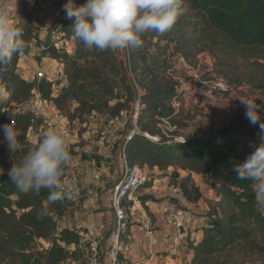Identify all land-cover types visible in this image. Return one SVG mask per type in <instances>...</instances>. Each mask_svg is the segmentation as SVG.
Listing matches in <instances>:
<instances>
[{
    "label": "trees",
    "instance_id": "obj_1",
    "mask_svg": "<svg viewBox=\"0 0 264 264\" xmlns=\"http://www.w3.org/2000/svg\"><path fill=\"white\" fill-rule=\"evenodd\" d=\"M75 2L77 6L85 3L84 0ZM184 2L194 11L193 18L199 32L209 38L213 45H220L234 54L239 53L245 59H264V0ZM74 24L75 18L66 20L62 26L66 25L68 32L77 40L74 55L61 52L50 39L45 43L47 51L42 54L69 61L66 71L68 83L55 84L48 76L36 81L24 78L17 72L19 55L26 54L30 48L35 29L31 26L20 30L27 47L14 54L9 63L0 66V92L5 86L8 93L0 101V125L14 122L12 125L20 132L19 140L24 150L12 156L0 131V173H3L0 174V264H43L30 252L31 245L37 239L50 242L49 256L53 251L58 252V257L51 263L48 261L49 256L46 261L56 264L64 258L60 242L75 244L83 238L79 230L58 228V218L69 205L65 199L49 204L47 190L42 189L39 195L24 194L10 181L7 173L12 163H17L29 148L39 143L45 130L40 127L41 120H34L31 114L13 115L6 108L12 103L28 100L34 90L52 102L67 120L80 123H85V114L94 111L109 109L105 116L114 118L127 108L126 103L121 102V97H106L109 88L107 79L101 65L96 63L106 59V56L102 55L103 51L87 50L75 36ZM90 79L97 82L91 84ZM125 86L132 92V84ZM147 90L145 97L152 102L150 110L163 115L153 102L169 99L173 91L150 93L151 90ZM113 98L120 101L111 106ZM75 102L78 106L72 110ZM256 103L261 105L258 111L261 120H264V105L258 101ZM141 130L134 137L133 144L129 145V152L127 148V158L131 164H137L140 157L149 155L150 159L145 158L141 165L157 166L162 170L175 167L172 180L178 183L183 196L192 203H198L203 198L200 185L195 182L192 173L207 175L212 186L218 187L219 199L214 210L209 205L201 239L198 242L189 239L187 242V246L194 251L191 264H244L245 260L257 258H261L258 264H264V213L255 202L252 182L237 179L233 171L235 164L243 162L264 140L259 122L251 124L245 118L244 109L234 121L217 133L205 138L188 137L179 142L163 139L161 142L151 141L144 135L148 129L143 127ZM31 131L37 134L36 142L30 139ZM67 168L68 163L64 166V174ZM179 170L189 173L181 176ZM149 198H144L143 202ZM44 207L49 211L38 219L37 214Z\"/></svg>",
    "mask_w": 264,
    "mask_h": 264
},
{
    "label": "rangeland",
    "instance_id": "obj_2",
    "mask_svg": "<svg viewBox=\"0 0 264 264\" xmlns=\"http://www.w3.org/2000/svg\"><path fill=\"white\" fill-rule=\"evenodd\" d=\"M14 3L13 0H0V11L7 4L9 15L12 17L13 13H15L13 8L16 7V5L14 7ZM184 7L186 8L185 13L178 19L170 32L164 35L151 31L147 32L141 37L143 40L142 47H128L115 52L106 50L103 51L102 55H105L107 60L103 58V61L96 62L101 65L107 79L109 88L106 97L111 95H113L112 97H121V102L126 103L125 108H127L124 110L127 112V124L125 129L128 130V134L126 136L124 135L125 133L122 132V134L123 137L125 136L124 143L128 142V152L129 145L133 144L134 137L142 131L143 127L148 129L146 133L159 135L163 140L179 142L188 137L205 138L217 133L225 125L234 121L245 109L240 103V98H252L264 105V59H245L239 53L234 54L231 50L224 49L220 45H213L209 38L203 36L198 30L199 27L195 25L194 11L185 2ZM16 20H20L19 13L11 18L10 24L20 30L23 27L32 25L22 22L18 24ZM33 27L35 29L29 43V51L26 54L21 53L19 55L17 72L24 75L27 70L33 69L30 78L38 81L36 76L37 66L33 64V61H36L37 65L43 64L42 54L47 51L43 47H45L49 35L40 34L39 29L36 26ZM67 29L65 25L60 30L61 36H59L60 34H55L56 39L60 42L59 46L52 40L51 43L53 46H57L61 52L64 51L74 55L77 40L72 38ZM48 32L50 34L51 31ZM42 37L46 38L43 39ZM55 59L59 65H57V70L54 71L53 75L47 74L48 77L55 84L68 83L66 71L69 61L64 58ZM89 66H92V64ZM195 74H202L201 77L204 79L213 76L226 78L232 86L231 94L224 99L211 101L204 105L193 104L189 89L193 86ZM95 82L97 81L94 79L89 81L91 84ZM128 84L133 85L132 92L126 89L125 85ZM90 86L88 87L90 88ZM4 87H2L0 92V101L8 96ZM147 89L151 90L150 93L173 91V95L169 99L153 102V105L159 108L158 111L163 115L158 114L156 110H150L152 102L145 97L148 93ZM175 96L178 98L174 99ZM119 101V99L113 98L110 101V105L114 106ZM138 101L140 102V110L137 124L135 125L131 122V115ZM177 104L179 108H174V105ZM77 106V102L73 103L72 110ZM108 112L109 109H103L94 111L89 115L85 114V123L68 119L70 121L67 124L68 134L75 136L77 145L83 146L87 139L83 135L92 123L91 116L97 113L102 115L104 119ZM135 129L137 132L132 133ZM33 133L34 131H31L30 136H33ZM130 135H132V138L127 140ZM100 138V132L95 133L93 140L99 141ZM149 157V155L140 157L137 162V164L146 168L149 177L151 179L154 177L164 179L169 176V181L174 182L172 173L175 171V167L170 166L162 170L157 166L141 165L143 160L145 158L150 159ZM179 172L181 176H186L189 173L182 170H179ZM193 174L196 173L191 175L194 176ZM202 175L205 174H196L195 176L198 177L199 183L203 188L205 199L208 200V206L211 204L214 210L217 199H219L217 197L218 187H213L209 177ZM259 208L264 213V208ZM207 210L206 208L203 214L198 213L196 216L205 217ZM128 212L130 213L131 211ZM199 224H202V222L197 219L193 230H197ZM61 226L62 224L60 223L58 228L60 229ZM83 239L84 237L75 244L60 242L59 245L64 249V258L56 264H88L90 253L89 239L87 237ZM188 241L189 239L183 245H187ZM47 243L50 242L37 239L31 245L30 252L41 259L43 264H48L46 261L51 249V245L46 248ZM56 257H58V252L53 251L48 261L51 263ZM260 260L261 258L251 261L245 260L244 264H258Z\"/></svg>",
    "mask_w": 264,
    "mask_h": 264
},
{
    "label": "crops",
    "instance_id": "obj_3",
    "mask_svg": "<svg viewBox=\"0 0 264 264\" xmlns=\"http://www.w3.org/2000/svg\"><path fill=\"white\" fill-rule=\"evenodd\" d=\"M13 1L16 3V14L19 13L20 18V20H16V23H29L32 24L30 25L31 27L36 26L40 34L49 35L48 39L51 37L50 40L59 46L60 42L53 35L54 30L51 25L62 20V9L67 0L60 1L47 19L39 17L35 0ZM65 21L63 20L62 23L65 24ZM48 31H51L50 34ZM59 34L61 36L62 33L60 32ZM42 60V65H37L38 63L33 61V64L37 66L36 69L38 67L42 68L46 72H49L47 74L53 75L54 71L57 70V65H59L58 61L47 56H42ZM31 71L33 69L27 70L22 76L30 79ZM49 107L48 115L55 118L54 128L62 132L68 139L71 155L68 166L78 172L83 188L82 197L77 202L68 205V209L58 218V225L62 224L60 229L69 228L81 231L80 233L84 235H82L84 239L85 237H89V232H92L101 245L105 247L115 223L112 197L114 186L121 176L122 159L120 151L124 143V137L128 134V130L125 129V125L127 124L126 118L112 125L109 123L110 118L104 116L103 119L102 115L95 113V115L91 116L92 123L90 127L83 135L87 138L85 144L80 146L76 144L75 136L68 134V120L56 109L52 102ZM105 128L109 131L105 139L106 141L101 139L99 141L93 140L94 134L99 133ZM122 132L125 133L124 137ZM30 139L36 142L37 134L34 132L33 136H30ZM116 144L117 146H115ZM115 147H117L116 150ZM193 175V179L200 185L203 193V198L198 203L186 200L178 183L169 181V176L164 179L150 178V181L135 194V198L129 203L131 207L129 234L133 243L130 250L124 256L123 264L191 263L194 251L187 245H183V243L187 239L196 242L201 239L206 217L196 216V222L198 219L202 224L198 225L197 230H193L196 226L195 222L194 226L186 232V238L179 241L165 223L162 207L166 200L174 198L173 200L183 207L191 209L195 214H203L206 208H209L208 200L205 199L198 177L195 176L196 174ZM146 197L150 198L143 202V199ZM146 214L152 217L154 229L159 238V245L153 248V250H149V241L144 235L141 224V220Z\"/></svg>",
    "mask_w": 264,
    "mask_h": 264
},
{
    "label": "clouds",
    "instance_id": "obj_4",
    "mask_svg": "<svg viewBox=\"0 0 264 264\" xmlns=\"http://www.w3.org/2000/svg\"><path fill=\"white\" fill-rule=\"evenodd\" d=\"M67 19L75 18L74 34L89 51L124 50L142 47V35L170 32L185 13L184 0H85L77 6L75 0L63 5ZM27 47L19 28L9 23L7 13L0 12V66L9 63L14 54ZM245 118L264 133V120L252 98H240ZM8 151L13 155L24 151L19 140L20 132L11 123L0 125ZM71 160L67 137L55 128L42 134L40 142L29 148L17 163H12L8 176L12 184L24 194L39 195L47 190L49 204L66 198L62 183L64 166ZM237 179L251 183L257 206L264 208V140L246 159L235 164ZM3 174V173H0ZM49 209L41 208L40 219Z\"/></svg>",
    "mask_w": 264,
    "mask_h": 264
},
{
    "label": "built area",
    "instance_id": "obj_5",
    "mask_svg": "<svg viewBox=\"0 0 264 264\" xmlns=\"http://www.w3.org/2000/svg\"><path fill=\"white\" fill-rule=\"evenodd\" d=\"M62 0H35V5L38 8V15L42 19L50 17L51 13L57 7V4ZM66 3V2H65ZM14 3V7H15ZM14 12L12 17L16 14V7L13 8ZM0 12L7 13L9 23L11 16L7 4L4 5L3 10ZM62 20L51 25L53 35L59 34L63 25V20H67L66 13L62 9ZM36 76L38 79L44 78L47 72L42 68L36 69ZM202 74H195V81L193 86L189 89L191 94V101L195 105H204L209 102L217 101L228 97L231 94L232 86L230 82L222 76H213L207 79L201 77ZM185 85V84H184ZM178 98V97H174ZM50 101L44 99L41 94L34 90L33 95L26 101L20 103H12L6 110L13 115L29 113L33 116L34 120H41V129L45 132L48 129L55 127V118L48 115V107ZM179 108V105H174V108ZM140 110V102L136 103V107L131 115V122L137 124ZM123 118H127V112L122 111L117 117L111 118L109 123L116 124ZM33 120V121H34ZM127 122V121H126ZM14 124V122H12ZM137 132L133 130L132 133ZM109 131L102 129L100 131L101 140H105ZM148 139L161 142L162 137L159 135H150L144 133ZM132 135L127 137L129 140ZM106 141V140H105ZM184 141V140H183ZM127 143L121 147L120 157L122 159L121 176L116 185L112 197V206L115 211V223L112 231L108 237V241L103 247L97 240L92 232H89V263L88 264H123L124 256L130 250L132 245L131 236L129 234L130 227V211L131 207L128 206L130 201L135 198V194L150 181V177L146 168L138 164H131L127 158ZM62 183L66 190V202L68 204L77 202L82 197V184L80 175L76 170L68 166L65 174L62 177ZM162 211L164 214L165 223L176 235V239L182 241L185 238V232L192 228L196 222V214L189 208L183 207L177 201L168 199L164 202ZM141 224L145 237L149 241V250L159 245V238L154 229V222L152 217L145 215ZM51 244L47 243L46 248Z\"/></svg>",
    "mask_w": 264,
    "mask_h": 264
}]
</instances>
